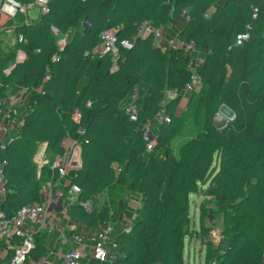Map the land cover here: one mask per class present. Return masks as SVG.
<instances>
[{"label": "trees", "instance_id": "obj_1", "mask_svg": "<svg viewBox=\"0 0 264 264\" xmlns=\"http://www.w3.org/2000/svg\"><path fill=\"white\" fill-rule=\"evenodd\" d=\"M259 1L50 0L48 12L33 22L18 11L12 18L16 52L2 55L0 43V95L11 90L27 109L18 133L0 147L5 214L39 204L43 185L57 178L49 166L39 170L34 163L38 146L63 157L64 142L78 141L81 167L67 179L81 188V201L95 207L101 196L105 201L91 213L71 207L75 222L90 229L115 226L126 199L143 197L131 230L117 231L118 256L104 264H185L186 239L208 238L218 216L223 239L215 250L203 242L205 264H264V0ZM176 20L178 36L193 42L203 59L197 92H186L192 56L157 47L153 36L138 38L132 50L120 48L116 58L87 57L104 31L119 28L118 42L131 40L148 21L168 39V26L173 30ZM248 27L250 39L238 46ZM80 28L59 46L56 34ZM237 50L242 65L236 75ZM18 52L25 59L16 63ZM134 91L137 121L123 107ZM166 93L174 97L163 105ZM224 106L233 120L220 128L216 116ZM149 121L157 143L146 155L143 127ZM190 123L193 135L176 155L172 143ZM200 186H207L212 207L201 209L197 232L190 230V198ZM47 250L39 239L32 256L38 260Z\"/></svg>", "mask_w": 264, "mask_h": 264}, {"label": "built area", "instance_id": "obj_2", "mask_svg": "<svg viewBox=\"0 0 264 264\" xmlns=\"http://www.w3.org/2000/svg\"><path fill=\"white\" fill-rule=\"evenodd\" d=\"M49 2L50 0H33L29 7L32 8V4H35L40 8L42 15L48 12ZM29 9L15 0H0V18L3 19H12L18 11L27 16ZM183 15H185L186 20H190L187 11H184ZM249 30L248 27L247 32L238 36V46L250 39ZM118 31L119 28L102 32L95 51L92 54L87 53V57L98 59L110 55L116 58L120 48L132 50L138 38L153 36L157 47L161 48L162 45H166L175 51L183 50L192 56L189 68L193 74V80L186 87V92H197L200 89L201 79L197 69L203 59L193 42H188L180 36L166 39L163 29L148 21L138 28V32L131 40L125 39L118 42ZM17 55L16 63L25 59L22 52H18ZM19 98L15 95L9 102V99L0 95V147H4L8 142L10 126L18 115L20 106V102L18 104L14 102ZM138 99V94L134 91L123 103L124 110L132 121H137L139 116ZM76 119L78 120L79 117L77 116ZM167 121L170 120L167 119ZM153 125V122L149 121L143 127L144 138L147 140L146 155H151L154 152L157 143ZM64 144L67 153L63 157L58 156L59 160L56 163H51V157L48 153H41L35 157L39 170L49 166L57 172L56 179L43 185L40 192L42 198L39 204L25 206L8 217L1 207L0 198V264H90L91 260L98 264H104L108 260H115L118 256L119 241L116 235V226L101 225L95 229H90L86 223L75 222L69 216L70 208L76 205H80L89 213L94 210H101L105 199L104 196H101L99 198L100 204L95 207L90 200H80L81 188L79 186L75 184L64 185L63 181L68 177L69 168L74 167L78 170L82 163L80 142L66 140ZM3 169L4 164L0 162V197L7 193ZM129 197L135 201L132 214L128 216L123 213L119 217V227L121 225L119 230L126 232L131 230L136 217L135 212L143 204V197L139 193ZM110 215L114 216V213L111 212ZM210 229L209 236L204 239V243L211 242L215 250L223 239L222 227L212 225ZM39 239L46 243L48 250L46 254L36 260L32 254L36 250V243ZM204 247L206 250L207 245ZM88 258L90 261L84 263ZM210 264H217V262L213 260Z\"/></svg>", "mask_w": 264, "mask_h": 264}, {"label": "rangeland", "instance_id": "obj_3", "mask_svg": "<svg viewBox=\"0 0 264 264\" xmlns=\"http://www.w3.org/2000/svg\"><path fill=\"white\" fill-rule=\"evenodd\" d=\"M256 4H258L259 0H253ZM30 4L24 5L25 7L30 8L28 11V19L30 22L36 21L41 16V10L35 4H32V8L29 7ZM0 43H1V54L9 55L11 52H16L15 47L18 44V37L14 33V23L12 19H3L0 18ZM82 31V28L78 30H72L69 35L62 36L56 34L57 41L59 46L64 47L65 43L71 40L74 34L77 31ZM18 54V53H17ZM18 56V55H17ZM17 58V57H16ZM242 65V56L240 50L235 51V73L236 75L240 72ZM232 74V70H231ZM20 94V93H19ZM15 94H12V91L9 90L3 94V98L9 99L11 102V98L14 97ZM172 98L170 93H166L163 99V105L167 103ZM18 104V100L16 101ZM142 104V100L139 102ZM26 111V107L23 105L22 112ZM233 120L232 112L229 108L225 107L221 110L216 116V125L220 128H225L227 125ZM193 135L192 124H188L186 130L180 136V138L176 139L172 143L173 152L178 155L180 147L188 141ZM12 137L9 138V140ZM35 164L36 159H35ZM37 165V164H36ZM71 169V168H70ZM69 175V174H68ZM73 175L68 176L71 178ZM69 180V179H68ZM191 208H190V218H191V227L190 230L200 231V218H201V209L202 208H210L212 207L211 197L208 195L207 186H200V191L196 195H192L190 198ZM210 225L209 227H211ZM213 226L223 227V218L222 216H218L215 218V223ZM204 240L201 238L200 234L192 237L191 239H186L185 242V264H205L206 258V250L203 244ZM83 262V261H82Z\"/></svg>", "mask_w": 264, "mask_h": 264}, {"label": "crops", "instance_id": "obj_4", "mask_svg": "<svg viewBox=\"0 0 264 264\" xmlns=\"http://www.w3.org/2000/svg\"><path fill=\"white\" fill-rule=\"evenodd\" d=\"M175 24L176 25H175V27H174L173 30H172V26H173L172 24H170L168 26V31H170L168 33V35H167V38L168 39H173V38H175V37L178 36L180 22H178L176 20L175 21ZM170 94L172 95V97L174 96V94H172V93H170ZM17 100H18V102H20L19 111H18V115L15 117V120H14L13 124L10 126V131H9V134H8V140H9L10 137H12V136H14L15 134L18 133V131L20 129V125H21L22 120H23L22 119L23 118V115L27 112V109H26V111L22 112V107H23L24 104L21 103L20 98L17 99ZM14 103H16V102H14ZM155 133H157V131H155ZM41 153H48L50 155V157H51V160H52L51 163H56L59 160L58 157H54L52 155V152L47 149V146L45 144H41L37 148L36 155H40ZM36 155H35V157H36ZM76 170H77V168H74V167L71 168V169L69 168V170H68L69 176L70 175H74V173L76 172ZM64 185L65 186H69L70 185V180L67 179L66 182L64 183ZM126 201H127V205H126V208L124 209V213L126 215L130 216L132 214L133 207L135 206V201L132 200L129 197L126 199ZM115 226L117 228V231L121 228V225L119 227V221L117 222V224H115ZM89 261H90V258H88L87 260H85L84 263H88ZM90 264H98V263L96 261H94V260H91L90 261Z\"/></svg>", "mask_w": 264, "mask_h": 264}, {"label": "water", "instance_id": "obj_5", "mask_svg": "<svg viewBox=\"0 0 264 264\" xmlns=\"http://www.w3.org/2000/svg\"><path fill=\"white\" fill-rule=\"evenodd\" d=\"M224 108H225V106L221 110H223Z\"/></svg>", "mask_w": 264, "mask_h": 264}]
</instances>
